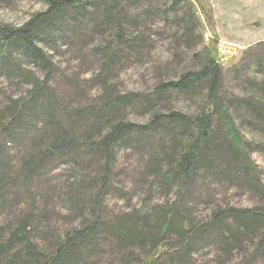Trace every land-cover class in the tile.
I'll use <instances>...</instances> for the list:
<instances>
[{
    "label": "trees",
    "instance_id": "16d2710c",
    "mask_svg": "<svg viewBox=\"0 0 264 264\" xmlns=\"http://www.w3.org/2000/svg\"><path fill=\"white\" fill-rule=\"evenodd\" d=\"M42 2L45 9L35 12L22 26L0 24V75L16 82V87L20 83L27 86L23 95L11 94L0 106V138L18 143L11 134H24L30 128L41 138L40 144L32 141L33 154L23 160L16 173L23 185L34 180L35 172L47 164L61 161L76 167L74 180L67 181L64 187V199L82 221L79 227L56 234L51 254L32 238L40 233L34 213L20 214L14 228L1 227L0 264H71L79 246L87 244V248L98 237L116 240L122 264H159L164 259L169 264H188L199 248L211 245H217L218 257L227 264L264 261L263 208L216 207L195 221L190 218L192 210L184 204V195L188 192L187 196H192L194 181L210 177L217 184L240 182L251 192L264 195L250 157V151L264 149V142H253L256 135L264 137V80L255 82L233 64L237 86L225 89L223 67L212 40L189 55L179 47L182 44L188 48L192 43L196 7L205 13V22H210V10L203 1L149 0L148 9L134 14L128 12L125 0ZM154 17L161 18L167 27L172 25L169 38L175 48L171 59H184L187 68L159 81L149 92L107 95L106 86L113 71L124 61L147 55ZM70 25L100 37L90 48L98 71L87 82L92 84L89 88L99 86L102 96L98 103L87 99V104L66 106L58 122V104L49 84L52 61L46 47L51 48L66 37ZM76 51L87 57L81 48ZM26 65L39 68L43 76L35 77L25 69ZM254 65L264 72L263 58ZM71 80L74 88L85 95V84L76 78ZM172 94L186 96L188 101L197 99L194 112L171 108ZM242 109L245 112L241 114ZM124 111L139 113L146 120L131 121L123 115ZM40 123L43 126L38 130ZM143 142L149 143V148ZM5 146L1 140L0 188L10 182L6 174L12 170L8 168L11 161L4 155ZM131 148L144 164L141 175L148 191L158 188L164 195L173 191L175 201L171 205L144 202L138 210L112 219L105 216L102 195L117 153ZM81 159L91 162L93 174H84L85 166L78 162ZM40 181L37 187L46 183ZM94 187H98L97 192L91 193ZM136 250L143 254L142 261L132 258ZM235 250L240 259L233 263L229 258ZM78 260L76 264L81 261Z\"/></svg>",
    "mask_w": 264,
    "mask_h": 264
},
{
    "label": "rangeland",
    "instance_id": "374dc122",
    "mask_svg": "<svg viewBox=\"0 0 264 264\" xmlns=\"http://www.w3.org/2000/svg\"><path fill=\"white\" fill-rule=\"evenodd\" d=\"M203 4L210 10V22H205V13L199 8H195L194 16L196 18L195 27L192 29V43L188 48L179 44V47L188 52V55L194 51L200 50L207 42L211 41L218 50V62L223 67V87L232 89L237 86L232 65L239 66L241 72L255 82L264 80V72L258 71L254 65L256 60L264 59V0H202ZM149 0H125V6L129 13H136L139 10L148 9ZM153 7V5L151 6ZM45 9L42 0H0V24L12 26H22L31 16ZM146 21V19L144 20ZM152 24V22H151ZM172 25H165L163 20L154 17L152 30L148 39L151 46L147 55L142 58H132L124 61L109 76L107 84V95L111 93L127 94L129 92H149L159 81L172 78L174 74L187 68V61H172L171 53L174 52L175 43L170 37ZM164 30V31H163ZM168 33V34H167ZM178 34H181L180 32ZM100 37L91 35L83 31H78L76 27L70 25V30L66 37L61 41L52 44V47H46V52L52 61V74L49 81L54 99L58 104L56 108L55 119L59 122L62 112L66 106H75L87 104V99L92 103H98L101 99V88L91 87L87 82L95 76L98 71L95 57L90 53V48L96 44ZM81 48L86 52L87 57L76 51ZM179 49V50H181ZM27 66V67H26ZM35 77L43 76L39 68L26 65ZM71 78H76L81 84H85L87 89L85 95L82 91L75 89ZM17 80V79H15ZM87 82V83H85ZM14 81L10 82L4 75H0V106L5 104L9 95H23L27 86L23 83L15 86ZM89 88V89H88ZM186 96L172 94L170 98V107L183 112H194V101L186 100ZM242 109L241 114L244 113ZM126 114V115H125ZM123 115L127 119L136 123L144 122L146 118L139 113L124 111ZM44 122V121H43ZM238 124L246 132L243 123L238 119ZM29 121L28 124H30ZM33 123L30 125L32 127ZM43 125H38V130ZM29 130V129H28ZM14 134V136H13ZM11 137L15 139L11 144L9 139L2 136L0 142H4L7 155L10 162L8 168V179L10 182L3 185L0 190V230L3 225H9L14 228V224L21 218L22 213L32 211L35 217V225L38 226L39 234L32 235L34 242L47 253H53L54 243L57 233H65L74 227H79L81 219L76 213L66 205L64 199V188L67 181L72 182L76 167L68 166L59 162L47 164L35 172L36 178L31 181L20 183L17 174L22 167L23 160L28 155L33 154L31 150L32 141L41 143V138L35 129L30 128L27 133H13ZM147 140V139H146ZM254 143H263L264 137L256 135ZM252 142V144H254ZM11 144V145H9ZM143 146L149 148V143L143 142ZM264 148V145H263ZM251 161L255 165L257 177L264 188V149L250 151ZM84 170V174H93L94 166L89 160H78ZM54 168L51 169L52 166ZM78 170V169H77ZM144 170V164L141 163L139 156L131 149L120 150L113 163L110 172L109 181L102 195L105 216L115 219L116 217L138 210L146 202L152 204H169L175 201L173 191L167 195L161 193L158 188L151 193L143 183L141 173ZM86 171V173H85ZM45 181V185H37ZM8 182V181H7ZM230 183V182H229ZM244 184V183H243ZM247 185H229L226 182L214 183L210 177L204 181H194L191 186L192 196L184 195V204L189 211L192 210L191 220H200L204 218L211 208L233 206L236 208L258 207L264 209V195L251 192ZM45 189H56L57 191H43ZM98 187L91 188V193L97 192ZM189 191V192H191ZM43 196V197H42ZM3 201L5 203H3ZM19 202V203H16ZM181 203V202H180ZM195 218V219H194ZM3 235H6L5 233ZM1 236V233H0ZM79 246L75 252V262L80 259L78 264H122L123 259L119 254L117 243L114 238L96 239V242H90ZM119 255H116V252ZM84 252V254H82ZM217 245H211L206 248H199L192 255L188 264H227L226 260L219 256ZM82 254V257L79 254ZM138 250L132 253L134 260L142 261L143 254ZM90 256V257H89ZM240 259L239 252L233 251L229 260L233 263ZM79 261V260H78ZM264 264V261H259ZM159 264H169L168 259H164Z\"/></svg>",
    "mask_w": 264,
    "mask_h": 264
}]
</instances>
